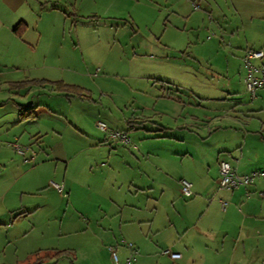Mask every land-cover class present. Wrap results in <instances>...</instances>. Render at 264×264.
<instances>
[{
	"label": "crops",
	"instance_id": "obj_1",
	"mask_svg": "<svg viewBox=\"0 0 264 264\" xmlns=\"http://www.w3.org/2000/svg\"><path fill=\"white\" fill-rule=\"evenodd\" d=\"M4 1L10 9L16 0H0V36L12 42L17 32L3 13ZM163 1L175 9L171 15L181 17L180 0ZM210 2L203 6L215 16L209 25L215 35L206 39L230 43L215 55L222 57L216 65L231 77L221 106L212 107L201 123L197 115L182 123L181 115L173 119L163 112L166 123L158 124L157 133L145 128L133 145L70 147L61 142L67 111L52 103L59 99L67 108L69 96L50 83L73 85L70 80L50 65L42 68L44 73L0 79V176L6 179L0 184V227L5 240L8 244L52 224L60 207L56 218L67 236L57 247H39L15 260L2 255L0 264H26L37 254L57 250H66L71 264H126L130 255L135 256L131 264H264V86L249 95L242 62L248 48L264 53V0H222L219 7L218 0ZM216 14L238 21L221 25ZM29 80L44 82L10 86ZM220 160L238 174H259L247 185L219 188ZM181 180L190 183V196L181 193ZM166 249L179 256L163 254Z\"/></svg>",
	"mask_w": 264,
	"mask_h": 264
},
{
	"label": "rangeland",
	"instance_id": "obj_2",
	"mask_svg": "<svg viewBox=\"0 0 264 264\" xmlns=\"http://www.w3.org/2000/svg\"><path fill=\"white\" fill-rule=\"evenodd\" d=\"M206 2L180 0L176 8L183 18H177L171 15L175 9L160 0H16L10 9L4 1L3 13L17 33L12 42L0 36V79L44 73L42 68L50 65L81 88V94L68 95L67 108L59 99L52 101L55 109L67 111L61 142L70 147L133 145L145 128L157 133L158 124L166 123L163 112L173 119L181 115L182 123L197 115L201 123L212 107L221 106L231 77L216 65L222 57L215 50H227L230 43L210 42L215 16L203 6ZM186 3L202 15L187 17L192 10ZM216 18L221 25L238 21ZM99 122L104 129L97 127ZM5 180L0 176V184ZM55 218L8 244L0 227V257L15 260L39 247L61 245L67 236ZM54 264L71 263L62 258Z\"/></svg>",
	"mask_w": 264,
	"mask_h": 264
},
{
	"label": "built area",
	"instance_id": "obj_3",
	"mask_svg": "<svg viewBox=\"0 0 264 264\" xmlns=\"http://www.w3.org/2000/svg\"><path fill=\"white\" fill-rule=\"evenodd\" d=\"M193 6L196 8L199 5L193 4ZM263 51L261 49H252L248 48L244 51V54L242 56V62L244 65V75H243V81L246 86V90L249 93L251 97H254L256 94V91L258 88L264 86V62L262 61L263 58ZM98 127L101 129L105 128L104 123L99 122ZM13 146L15 150L18 153H24V148L21 147L17 143H13ZM219 176H218V187L219 188H225V189H233L236 188L240 184L247 185L249 184L254 177L259 174L258 172H251L249 174H238L233 167L230 166V164L225 160L219 161ZM55 187L61 191L62 186L61 184L55 183ZM181 193L184 196H190L192 194L190 183L186 180H181ZM221 206L224 208L225 202L221 201ZM128 245H131L128 243ZM109 250L111 251V255L113 258V261L115 263L118 262V257L112 247H109ZM163 254H168L172 258H176L179 256L176 252H171L170 250L166 249L162 251ZM135 256L130 255L125 259L126 264H131L132 261H134Z\"/></svg>",
	"mask_w": 264,
	"mask_h": 264
},
{
	"label": "trees",
	"instance_id": "obj_4",
	"mask_svg": "<svg viewBox=\"0 0 264 264\" xmlns=\"http://www.w3.org/2000/svg\"><path fill=\"white\" fill-rule=\"evenodd\" d=\"M13 30L17 32V26H14ZM30 82H44V81L43 80L20 81V82H14L10 84V86L23 87ZM50 83L54 85L55 90L62 91L65 93V95H71L74 92L78 94L82 93V89L74 85L65 84L61 81H55V82H50ZM64 257H68V252L66 250H57V251H54L51 253H45L42 255L37 254L34 258V261L26 263V264H48L47 262L52 259H53V262L49 264H54L56 263L57 260H59L60 258H64Z\"/></svg>",
	"mask_w": 264,
	"mask_h": 264
}]
</instances>
